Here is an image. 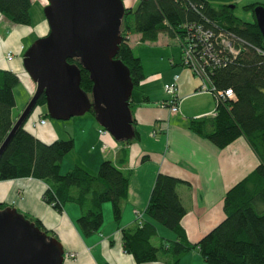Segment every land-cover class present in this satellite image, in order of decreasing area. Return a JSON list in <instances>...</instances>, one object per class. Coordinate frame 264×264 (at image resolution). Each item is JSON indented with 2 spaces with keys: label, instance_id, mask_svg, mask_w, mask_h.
<instances>
[{
  "label": "trees",
  "instance_id": "1",
  "mask_svg": "<svg viewBox=\"0 0 264 264\" xmlns=\"http://www.w3.org/2000/svg\"><path fill=\"white\" fill-rule=\"evenodd\" d=\"M258 5L264 7V3L252 2L242 8L254 17L253 10ZM31 7L32 0H0V14L13 24L30 25ZM234 8L209 0H138L134 8L124 7L119 26L121 43L115 57L128 68L134 87L144 79V74L140 58L129 45L131 34H139L140 41L145 42L155 41L165 31L181 47L180 41L192 36L187 27L201 25L212 29L214 36L222 32L234 42L236 54H221L213 40L211 51L216 56L214 60L207 59L203 75L211 87L223 92L230 90L233 98L215 100L213 114L190 118L188 129L218 148L243 136L259 160L247 176L225 192L224 218L196 242L187 238L181 223L186 209L178 187L189 183L158 172L144 209L145 218L137 215L131 225L120 229L123 250L136 263L162 258L175 264L188 252L196 251L207 264H264V47L255 19L245 21L237 17ZM67 61L79 68L80 87L90 93L93 82L88 71L77 56ZM19 81L16 73L0 69V146L15 122L13 89ZM36 107H45L44 94L37 98L30 115L0 153V180L29 177L42 181V199L53 209L61 212L66 203L79 207L76 223L85 235L100 229L105 203L111 204L113 218L118 221L129 185V175L121 165L127 161L129 144L139 137L135 120L132 118L134 137L120 142L115 162L102 160L95 173L79 164L62 173L61 162L73 151L74 140L57 138L47 143L30 132L26 125ZM88 112L94 115L92 109ZM45 116L46 110L41 114L44 119ZM6 207L0 202V209ZM23 216L54 236L39 219ZM156 223L173 232L174 239L159 237L158 245H154L152 239L158 236Z\"/></svg>",
  "mask_w": 264,
  "mask_h": 264
},
{
  "label": "crops",
  "instance_id": "2",
  "mask_svg": "<svg viewBox=\"0 0 264 264\" xmlns=\"http://www.w3.org/2000/svg\"><path fill=\"white\" fill-rule=\"evenodd\" d=\"M242 2L243 6L252 2L264 3V0ZM122 3L124 7L136 6L132 7L131 3L126 4L123 0ZM48 30L43 13L41 17L31 13L30 25L13 24L0 14V69L10 70L19 76L27 98L23 108L33 94L34 83L23 68L22 54L36 38L45 35ZM161 33L166 34L162 31L155 41L145 42L140 41L139 34L129 36L133 52L134 45L140 44L143 47V50L134 53L140 58L144 79L133 88L131 96L130 110L139 137L129 144L127 161L121 165V169L129 175V185L118 221L113 218L111 206L103 204V223L100 229L85 235L76 223L80 215L79 207L74 203H66L61 212L53 209L42 199L45 189L42 181L29 177L0 180V202L15 208L19 213L39 219L62 245V264H170L162 258L136 263L123 250L121 242L120 229L131 225L137 215L145 218L144 209L155 175L160 172L189 183L178 187L186 209L181 223L187 238L196 242L224 218L225 192L247 176L259 162L243 136L218 148L188 129L190 118L213 114L215 100L207 92L197 91L199 78L181 64V47L180 59L172 51L171 57L162 59V54L170 50L158 51ZM30 38L31 41H28ZM8 52L13 54L11 60L7 59ZM174 75H178L176 97L179 100V111L172 114L168 107L161 105V101L170 98L164 91V85L172 82ZM17 87L13 89L15 99L19 91ZM13 111L12 109V116L16 120L21 112L13 115ZM44 111L43 107L39 108L36 115L27 121L26 127L37 138L49 143L60 135L56 124L47 121L44 125L36 124ZM88 119L90 118H87L89 125L84 129L79 128L75 133L72 131V137L84 146L91 143L90 149L75 151L76 156L64 157L60 165L62 173L74 164L95 173L102 160L110 159L115 162L118 158L121 144L100 134L97 124ZM144 155L146 157L142 159ZM156 226L158 236L152 239L154 245H158L159 237L174 239L173 232L160 224L156 223ZM175 264L207 263L196 251H190Z\"/></svg>",
  "mask_w": 264,
  "mask_h": 264
},
{
  "label": "water",
  "instance_id": "3",
  "mask_svg": "<svg viewBox=\"0 0 264 264\" xmlns=\"http://www.w3.org/2000/svg\"><path fill=\"white\" fill-rule=\"evenodd\" d=\"M43 15L48 32L23 52L22 63L34 83L29 101L0 146L45 95L46 114L55 120L81 116L90 109L98 125L116 141L134 137L130 102L134 85L117 54L121 36L122 0H46ZM234 8V5H229ZM264 47V7L253 10ZM77 56L92 80L90 93L80 87V72L67 58ZM59 240L39 229L13 207L0 209V264H62Z\"/></svg>",
  "mask_w": 264,
  "mask_h": 264
},
{
  "label": "built area",
  "instance_id": "4",
  "mask_svg": "<svg viewBox=\"0 0 264 264\" xmlns=\"http://www.w3.org/2000/svg\"><path fill=\"white\" fill-rule=\"evenodd\" d=\"M189 31L192 32V36H186L183 41L181 40V61L184 67H187L194 75H196L200 84L197 89L199 92L210 93L214 100H223L225 97L233 98V93L230 90L223 92L222 90H215L206 81L204 75V64H208L207 59H213L216 54L211 50L213 45V40L215 44L218 45V53L228 52L229 54H236L238 49H236L235 44L231 39L225 36L222 32L217 33L214 36L212 29L204 28L201 25H193L187 27ZM13 54L11 52L7 53V59L11 60ZM216 61V59H215ZM178 75H174L172 82L164 85V91L170 95L168 100L161 101L162 106L168 107L170 113L174 114L179 111V100L176 97V87H177ZM36 124L44 125L45 119L38 118ZM34 127V125H33ZM106 131L104 129H99L100 134H104ZM72 256V254H70Z\"/></svg>",
  "mask_w": 264,
  "mask_h": 264
},
{
  "label": "rangeland",
  "instance_id": "5",
  "mask_svg": "<svg viewBox=\"0 0 264 264\" xmlns=\"http://www.w3.org/2000/svg\"><path fill=\"white\" fill-rule=\"evenodd\" d=\"M125 1L126 4L131 3V6L134 7L135 5H137V0H123ZM130 1V2H129ZM211 3L213 4H227V5H234L235 8L233 9V13L234 15H236L237 17L245 20V21H252L253 20V15L251 12L249 11H245L242 8V1L243 0H209ZM46 1L45 0H32V7H31V13L33 15H37L39 17L42 16L43 13V8L46 5ZM160 49H158V51L162 52V49H164V52L169 51L168 53H164L162 54V59L167 60V58L171 57V51L173 52V54L177 57V59H180L179 57V51H180V45L178 44L177 40H174L172 37L168 36V34L166 33H161L160 36ZM167 40V44H165ZM31 41V38L28 40ZM134 52L138 53L141 50H143V47L139 44V45H134L133 46ZM166 50V51H165ZM200 81V80H199ZM17 87V93H16V103L15 106L13 107V115H17L18 113H20L23 109V103H25L24 101H26L25 98L26 97V91L25 88L23 87V83L21 81H19V83L16 85ZM208 93V92H207ZM210 94V93H208ZM211 95V94H210ZM212 96V95H211ZM40 107H36L35 112H33V114L31 116L36 115L37 110H39ZM44 110H46L45 107H43ZM28 118V121L32 118V117ZM87 118H90L88 120H92L93 122H96L94 115H92L90 112H86L85 114L81 115V116H74L71 117L67 120H55L50 118L48 115L45 116V120L47 122H50L52 124H56L58 125V130H59V137L61 139H65L68 137H72V131L73 133H75L79 128H86L89 125V121H87ZM73 122H77V123H73ZM97 127H101L100 125L97 124ZM106 136H108V138H110L111 140L114 141V143H120L118 141H115L114 138L108 133L105 132L104 133ZM72 139L74 140V138L72 137ZM91 143L87 144L86 146H84L83 143H81L78 140H74V148L73 151L71 153H69L68 155L65 156V158H69L70 156H76L75 155V151H80L82 149H86L88 148L87 151H89V147H90ZM106 204V203H105ZM108 204L111 206V204L108 202ZM73 256V255H72Z\"/></svg>",
  "mask_w": 264,
  "mask_h": 264
},
{
  "label": "bare ground",
  "instance_id": "6",
  "mask_svg": "<svg viewBox=\"0 0 264 264\" xmlns=\"http://www.w3.org/2000/svg\"><path fill=\"white\" fill-rule=\"evenodd\" d=\"M46 1V0H45Z\"/></svg>",
  "mask_w": 264,
  "mask_h": 264
}]
</instances>
